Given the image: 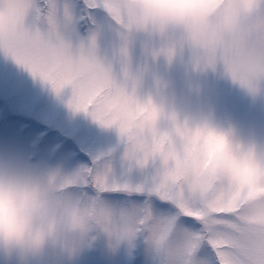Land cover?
I'll return each mask as SVG.
<instances>
[{
  "label": "snow or ice",
  "instance_id": "obj_1",
  "mask_svg": "<svg viewBox=\"0 0 264 264\" xmlns=\"http://www.w3.org/2000/svg\"><path fill=\"white\" fill-rule=\"evenodd\" d=\"M102 17L120 30L125 42L119 53L125 64L122 80L98 56ZM81 26L88 29L86 40L80 36ZM159 38L162 46L155 54L169 62L191 50L197 67L222 64L234 82L254 95L264 86V54L237 58L225 50L216 56L205 36L192 33ZM131 39L114 0H0V50L50 84L58 96L71 88L68 106L74 112L117 129L127 146L129 171L152 169L151 178L140 184L117 180L110 165L83 169L66 178L65 191L111 203L118 218L129 230L135 226L141 237L146 235L142 222L148 220L182 238L181 264H264V222L253 227L245 200L218 194L206 178L184 177L162 150L176 139L194 150L203 138L217 134L139 98V81L126 66ZM161 121L172 125L171 132L161 128Z\"/></svg>",
  "mask_w": 264,
  "mask_h": 264
},
{
  "label": "clouds",
  "instance_id": "obj_2",
  "mask_svg": "<svg viewBox=\"0 0 264 264\" xmlns=\"http://www.w3.org/2000/svg\"><path fill=\"white\" fill-rule=\"evenodd\" d=\"M114 4L130 38L192 33L205 36L216 56L225 50L237 58L264 54V0H114ZM251 78L259 81L256 73ZM160 126L171 132L170 123L161 121ZM197 126L210 128L217 137L203 138L194 150L182 140H171L162 150L184 177L206 178L218 194L244 199L245 213L253 227H259L264 222V151L207 123ZM65 188L66 178L58 174L45 175L0 157V259L5 264H46L50 250L75 257L101 233L110 247L135 246L141 236L135 226L126 227L111 203ZM142 225L155 264H181L183 239L148 220Z\"/></svg>",
  "mask_w": 264,
  "mask_h": 264
},
{
  "label": "rangeland",
  "instance_id": "obj_3",
  "mask_svg": "<svg viewBox=\"0 0 264 264\" xmlns=\"http://www.w3.org/2000/svg\"><path fill=\"white\" fill-rule=\"evenodd\" d=\"M103 30L98 39V56L111 64L117 79H123L125 64L119 53L124 46L120 30L106 18L98 21ZM88 37L87 27H79ZM162 46L158 36L138 34L129 43L126 66L139 81L138 96L151 100L164 113L175 112L192 125L209 124L230 134L245 146L264 151V86L257 94L233 81L222 64L215 69L197 67L191 50L178 53L169 62L155 53ZM73 90L59 96L50 84L36 78L0 50V157L31 166L35 171L64 178L83 169L110 165L117 180L140 184L151 178L152 169L129 171L127 146L117 129L105 128L84 113L69 108ZM0 264H5L0 259ZM46 264H155L143 237L135 246L110 247L99 238L75 257L50 250Z\"/></svg>",
  "mask_w": 264,
  "mask_h": 264
}]
</instances>
